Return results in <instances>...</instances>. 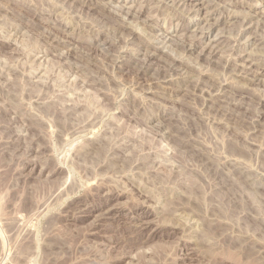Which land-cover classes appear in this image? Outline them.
Returning a JSON list of instances; mask_svg holds the SVG:
<instances>
[{
  "label": "rangeland",
  "instance_id": "1",
  "mask_svg": "<svg viewBox=\"0 0 264 264\" xmlns=\"http://www.w3.org/2000/svg\"><path fill=\"white\" fill-rule=\"evenodd\" d=\"M262 69L264 0H0V264H264Z\"/></svg>",
  "mask_w": 264,
  "mask_h": 264
},
{
  "label": "bare ground",
  "instance_id": "2",
  "mask_svg": "<svg viewBox=\"0 0 264 264\" xmlns=\"http://www.w3.org/2000/svg\"><path fill=\"white\" fill-rule=\"evenodd\" d=\"M206 16H207V15H206ZM216 41H217V40H216ZM216 43H217V42H216ZM222 43H223V42H222ZM192 45H193V44H192ZM217 45H218V46L221 45V42L218 41ZM180 46H181V45H180ZM188 46H189V45H188ZM184 47H185V46H184ZM210 47H211V46H210ZM214 47H215V44H214ZM182 48H183V47H182ZM185 48H186V47H185ZM187 48H188V47H187ZM212 48H213V46H212ZM216 48H217V46H216ZM216 48H215V49H216ZM218 48H219V47H218ZM190 49H191V45H190ZM186 50H187V49H186ZM188 50H189V49H188ZM212 50H214V49H212ZM234 51H235V50H234ZM211 52H213V51H211ZM214 52H215V51H214ZM149 54H151V53H149ZM211 54H212V53H211ZM246 59H247V58H246ZM254 59H255V58H254ZM242 60L245 61L244 57L241 58V61H242ZM242 62H243V61H242ZM247 62H250V63H251L252 61L249 60V61H247ZM235 63H236V62H235ZM244 63H245V62H244ZM255 63H256V62H255ZM241 64H242V63H241ZM248 64H249V63H248ZM246 65H247V64H246ZM249 65H250V67H251V66H255V65L253 64V62H252L251 64H249ZM117 66H118V65H117ZM243 66H244V65H243ZM256 66H257V65H256ZM120 67H121V66H120ZM235 67H237L236 64H235ZM245 67H246V66H245ZM257 67H258V66H257ZM257 67H256V68H257ZM168 68H169V67H168ZM238 68H239V67H238ZM240 68H241V67H240ZM258 68H259V67H258ZM258 68H257V69H258ZM140 69H141V68H140ZM173 69H174V68H173ZM175 69H176V68H175ZM175 69H174V70H175ZM233 69H234V68H233ZM248 69H249V68H248ZM248 69H247V70H248ZM250 69H251V68H250ZM252 69H253V68H252ZM260 69H261V67H260ZM234 70H235V69H234ZM241 70H243V69H241ZM244 70H245V69H244ZM165 71H166V70H165ZM175 71H176V70H175ZM175 71H174V72H175ZM236 71H238V69L235 70V72H236ZM259 71H260V72H259L260 74H263V75H264V70H263V69H262V70H259ZM141 72H142V71H141ZM232 72H233V71H232ZM247 72H248V71H247ZM247 72H246V73H247ZM237 73H238V72H237ZM240 73H241V71H240L238 74L240 75ZM244 73H245V72H244ZM250 73H251V71H250ZM172 74H173V73H172ZM234 74H235V73H234ZM251 74H252V77H253L252 79H254L255 74H254V76H253V73H251ZM164 75H165V74H164ZM239 75H238V76H239ZM245 75H246V74H245ZM245 75H244V76H245ZM161 76H162V75H161ZM168 76H169V75H168ZM236 76H237V75H236ZM242 77H243V76H242ZM246 77H249V75H248V76L246 75ZM256 77H257V76H256ZM167 79H168V78H167ZM252 79H251V80H252ZM255 80H256V79H255ZM229 89H230V88H229ZM221 90H224V88L221 89ZM222 92H223V91H222ZM236 93H237V92H236ZM237 94H238V93H237ZM237 94H235V95L237 96ZM242 95H243V94H242ZM238 96H239V95H238ZM243 96H244V95H243ZM243 96H241V97H243ZM244 97H245V96H244ZM216 98H217V97H216ZM239 98H240V96H239ZM213 99H214V98H213ZM236 99H237V98H236ZM240 99H241V98H240ZM211 100H212V99H211ZM233 100H234V99H233ZM233 100H232V102H233ZM245 100H246V99H245ZM245 100L243 99V101H245ZM214 101H215V100H214ZM240 101L242 102V100H240ZM240 101H239V102H240ZM215 102H216V101H215ZM241 102H240V103H241ZM216 104H217V103H216ZM233 104H235V102H234ZM236 105H237V104H236ZM218 107H219V106H218ZM223 110H224V109H223Z\"/></svg>",
  "mask_w": 264,
  "mask_h": 264
}]
</instances>
